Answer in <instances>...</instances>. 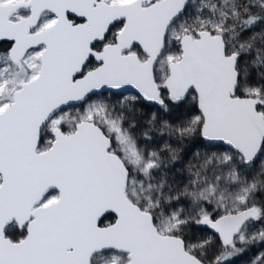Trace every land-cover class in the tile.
<instances>
[{
	"label": "snow or ice",
	"instance_id": "1",
	"mask_svg": "<svg viewBox=\"0 0 264 264\" xmlns=\"http://www.w3.org/2000/svg\"><path fill=\"white\" fill-rule=\"evenodd\" d=\"M154 133L220 150L177 180ZM257 224L264 0H0V264H229Z\"/></svg>",
	"mask_w": 264,
	"mask_h": 264
},
{
	"label": "rangeland",
	"instance_id": "2",
	"mask_svg": "<svg viewBox=\"0 0 264 264\" xmlns=\"http://www.w3.org/2000/svg\"><path fill=\"white\" fill-rule=\"evenodd\" d=\"M106 95L109 96V98L115 100L116 97L111 96V92L106 93ZM135 95L132 93H126L124 96H130ZM138 107L143 112V119L147 120L150 118V116L155 113L157 115V118L159 120H167L169 123L176 124L180 121H183L185 119H188L190 115L196 114L194 111V105L191 103H185L184 105H181L177 108H169L168 111H164L162 108L157 107H150L145 105L143 102L138 104ZM194 139L185 140L182 143L177 142V140L173 138H169L167 135L159 136L157 134H153V141L151 143L152 147H158L162 145L165 141H168L171 143L173 148H176L178 150V155L180 159L172 165V175L177 179H183L186 176L185 172H182L181 170L187 167V164L189 161H192L194 156L197 153L203 154V153H210L219 151L220 148L218 146H210L206 145L203 142L194 144ZM257 228L264 227L262 224H257ZM196 236H204V235H211L207 230H195ZM219 241L217 240L215 245L213 246V249L210 250L209 258H212L213 252L216 250V246H218ZM264 252V247L255 245L251 246L248 250L244 251L242 254L237 255L236 257L232 258L229 261V264H252V261L257 258V256Z\"/></svg>",
	"mask_w": 264,
	"mask_h": 264
},
{
	"label": "water",
	"instance_id": "3",
	"mask_svg": "<svg viewBox=\"0 0 264 264\" xmlns=\"http://www.w3.org/2000/svg\"><path fill=\"white\" fill-rule=\"evenodd\" d=\"M108 92H111V90H109ZM126 93H132V94H136V90L135 89H129L127 91L124 92V94ZM145 105L150 106V107H157V108H161L158 104L155 103H148V102H143ZM202 142L206 145H210V146H217L212 142L206 141L202 138ZM207 230V229H205ZM210 234H211V230H207Z\"/></svg>",
	"mask_w": 264,
	"mask_h": 264
},
{
	"label": "trees",
	"instance_id": "4",
	"mask_svg": "<svg viewBox=\"0 0 264 264\" xmlns=\"http://www.w3.org/2000/svg\"><path fill=\"white\" fill-rule=\"evenodd\" d=\"M177 107H179V106H175V105H170L169 106V108H177ZM202 142V138L201 137H199V136H197V137H195V139H194V144H198V143H201Z\"/></svg>",
	"mask_w": 264,
	"mask_h": 264
}]
</instances>
